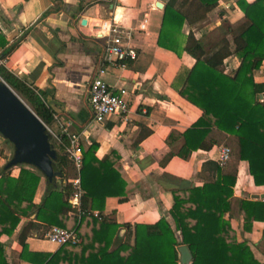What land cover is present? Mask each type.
<instances>
[{"label":"trees","instance_id":"1","mask_svg":"<svg viewBox=\"0 0 264 264\" xmlns=\"http://www.w3.org/2000/svg\"><path fill=\"white\" fill-rule=\"evenodd\" d=\"M193 0H169L163 8L161 30L157 46L179 55L184 25L194 26L207 20L219 8L220 0H198L199 9L187 14ZM244 21L224 31L212 44L196 40L192 34L183 48L195 59L190 69L176 75L172 88L178 95L197 107L202 115L181 133L172 132L171 138L183 140L176 150H170L161 165L171 158L189 160L194 151H209L214 146L230 149L224 167L207 161L201 172L207 175L201 186L172 191L173 204L169 216L154 224H123L103 215L107 198L126 201L128 182L115 165L117 154L111 152L99 160L97 143L82 147V167L77 172L73 161L65 153L68 144L54 146L56 157L53 170L56 177L47 182V193H60L64 206L53 211L34 203L41 182L40 173L32 167L0 165V238L11 236L24 218L34 217L44 230L58 226L73 230L81 238L77 245L67 244L54 253L30 252L22 234L20 259L30 264H180V247H186L191 259L188 264H264V256L253 251L246 240H238L229 213L233 187L236 184L237 164L246 162L248 173L256 187H264V83L254 81V73L264 62V0H236ZM222 14V13H221ZM231 40H230V39ZM4 59L15 48L0 35ZM235 55L239 66L233 75L225 73L224 61ZM0 79L8 85L50 127L55 119L52 109L43 100V93L29 87L0 65ZM150 133V131H149ZM79 176L82 197L81 210L97 211L100 218L73 215L69 202L73 194L71 181ZM61 183L57 184L56 180ZM59 190V192H57ZM242 216L241 230L250 232L253 222L264 221L262 200L239 201ZM72 214V215H71ZM132 228L133 243L121 239L120 229ZM264 235V232H263ZM0 264H8L0 242Z\"/></svg>","mask_w":264,"mask_h":264},{"label":"crops","instance_id":"2","mask_svg":"<svg viewBox=\"0 0 264 264\" xmlns=\"http://www.w3.org/2000/svg\"><path fill=\"white\" fill-rule=\"evenodd\" d=\"M168 2L0 0V35L8 45L16 44V48L3 59L2 66L29 87L43 93V100L60 121L73 122L71 132L81 134L84 149L97 143L96 157L99 160L111 152L117 154L115 165L128 182V194L123 203L117 198H107L102 214L113 218L119 225L154 224L169 216L172 191L201 186L207 178L201 172L202 165L207 161L216 162L218 148L222 147L194 151L187 161L173 157L161 165L166 154L178 149L183 142L175 136L168 145L169 135L185 131L202 115L197 107L172 88L178 72L190 69L195 63V59L183 50L187 36L192 34L206 45L242 23L244 15L236 0H220L219 8L207 20L191 27L183 26L182 44L177 55L157 46L163 8ZM158 3L162 8L157 7ZM223 3L229 5L227 10L222 7ZM199 7V1L193 0L187 14ZM112 17L131 31L129 44L136 48L138 57L125 68L107 67L102 75L117 93H127L129 121L120 124L116 117H109L97 124L92 121L87 87L101 65L102 42L96 39L99 25ZM2 51L0 48V54ZM238 66L235 55L224 61L226 74L233 75ZM254 81L264 83V62L255 71ZM260 99L264 103V96ZM52 125L59 131L56 121ZM45 192L41 180L35 204L44 201V205L53 211L64 206L60 193H47L44 199ZM263 194L264 187L254 185L246 162H239L229 218L237 239L249 242L253 251L262 256L264 221L253 222L250 232L240 231L239 201L254 200L253 196ZM33 218L22 219L13 235L0 238L8 264H30L20 259L22 234L26 235L25 243L30 252L54 253L59 249L43 238L47 229L44 230ZM121 239L132 244V228L128 231L120 229L116 243Z\"/></svg>","mask_w":264,"mask_h":264},{"label":"built area","instance_id":"3","mask_svg":"<svg viewBox=\"0 0 264 264\" xmlns=\"http://www.w3.org/2000/svg\"><path fill=\"white\" fill-rule=\"evenodd\" d=\"M222 7L228 9L229 5L223 3ZM140 28H143L141 25ZM131 31L124 28L116 19L112 17L104 20L99 25V32L96 39L102 42L101 65L98 74L94 77L87 87V99L91 111L92 121L102 124L109 117H116L120 124L129 121L128 114L130 112L127 93L121 91L117 93L115 88L108 85L102 75L107 67L125 68L129 63L135 62L138 53L135 47L129 44ZM3 60L0 59L2 66ZM57 122L59 132L55 134L48 126H46L49 134L58 142L62 143V136L67 139L68 144L65 146V153L73 161L77 172L82 167V142L81 134L71 132L73 122L71 120L60 121L54 116ZM230 158V149L228 147H219L216 162L220 167H224ZM73 186L72 198L69 202L73 215L80 220L83 216L89 215L100 218L98 212L85 213L81 210L80 200L82 197V189L80 186L79 176L71 181ZM264 202V199L262 200ZM43 238L58 246L67 244L77 245L81 243V238L77 236L73 230H66L58 226H51L45 231Z\"/></svg>","mask_w":264,"mask_h":264},{"label":"water","instance_id":"4","mask_svg":"<svg viewBox=\"0 0 264 264\" xmlns=\"http://www.w3.org/2000/svg\"><path fill=\"white\" fill-rule=\"evenodd\" d=\"M157 7L162 8V5L158 3ZM0 136L12 146L10 165L35 168L44 187L54 180L55 139L29 106L1 79ZM56 183L61 181L57 179ZM253 199H264V194L255 195ZM179 252L182 264H188L191 256L186 247H180Z\"/></svg>","mask_w":264,"mask_h":264},{"label":"rangeland","instance_id":"5","mask_svg":"<svg viewBox=\"0 0 264 264\" xmlns=\"http://www.w3.org/2000/svg\"><path fill=\"white\" fill-rule=\"evenodd\" d=\"M226 27H227V25H226ZM219 37L220 36L215 37L214 40L212 39V41H209L207 43V45L214 43L215 41H217L219 39ZM49 128L55 134H58L59 131H57L56 127H53V125H51ZM54 142L56 145L57 144L56 140ZM11 155H12V146L0 136V165L3 164V162L5 163V162L9 161L11 158ZM180 264H182V262Z\"/></svg>","mask_w":264,"mask_h":264}]
</instances>
